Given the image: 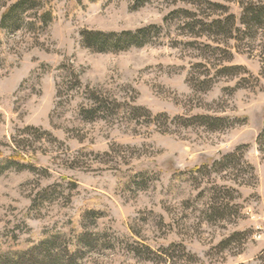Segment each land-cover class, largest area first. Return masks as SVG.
Here are the masks:
<instances>
[{"label":"rangeland","instance_id":"374dc122","mask_svg":"<svg viewBox=\"0 0 264 264\" xmlns=\"http://www.w3.org/2000/svg\"><path fill=\"white\" fill-rule=\"evenodd\" d=\"M42 4L46 26L0 29V159L20 160L0 256L53 240L75 264H264V0ZM152 25L141 48L84 45ZM87 95L110 110L86 119Z\"/></svg>","mask_w":264,"mask_h":264},{"label":"trees","instance_id":"16d2710c","mask_svg":"<svg viewBox=\"0 0 264 264\" xmlns=\"http://www.w3.org/2000/svg\"><path fill=\"white\" fill-rule=\"evenodd\" d=\"M5 12L2 14L0 29L3 31H16L26 24L31 28H42L52 21V12L47 10V13L41 9L45 8L42 0H17L13 4L5 6ZM35 11V17L31 19L28 13ZM256 19L264 18V7L254 10ZM31 19V20H30ZM30 20V21H29ZM229 20L233 17L229 16L225 21H214L210 25L204 26L216 30L225 29ZM161 27L156 25L141 28L136 31H124L121 33H105V32H89L84 33V45L97 53H120L131 48H141L147 45L152 38L160 34ZM87 99L92 102V106L84 111L86 119L94 120L101 118L106 114L111 106L105 101L100 100V97L95 95H87ZM264 135V131L262 136ZM234 155L226 156L225 160H230ZM20 158V157H19ZM20 160L16 157L0 159V177L5 174L12 164ZM55 241H46L41 245L34 247L29 252L17 253L14 255L0 256V264H75L76 256L67 251L55 248Z\"/></svg>","mask_w":264,"mask_h":264}]
</instances>
